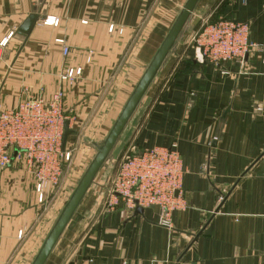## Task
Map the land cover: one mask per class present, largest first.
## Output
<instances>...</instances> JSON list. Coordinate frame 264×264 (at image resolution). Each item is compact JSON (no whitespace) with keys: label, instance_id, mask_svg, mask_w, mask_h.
<instances>
[{"label":"crops","instance_id":"0c3cea01","mask_svg":"<svg viewBox=\"0 0 264 264\" xmlns=\"http://www.w3.org/2000/svg\"><path fill=\"white\" fill-rule=\"evenodd\" d=\"M185 1L0 0V109L24 96L49 100L62 88L74 117L63 145L92 148L80 156L86 163L71 188L65 183L61 197L51 193L44 204L23 161L0 167V264L32 263L94 156L93 143L109 132ZM31 13L39 18L22 37ZM53 17L58 25L46 23ZM220 19L249 24L257 48L244 61H207L194 44L207 21ZM78 67L73 81L61 79ZM172 143L183 161L185 204L172 227L159 223L157 207L130 210L122 199L110 207L106 180L124 153ZM110 166L46 264H264V0L199 1Z\"/></svg>","mask_w":264,"mask_h":264},{"label":"built area","instance_id":"2783aa9c","mask_svg":"<svg viewBox=\"0 0 264 264\" xmlns=\"http://www.w3.org/2000/svg\"><path fill=\"white\" fill-rule=\"evenodd\" d=\"M46 23L58 25L59 18H48ZM109 30L112 31L113 26ZM58 42L63 43V53L68 54L69 47L63 40ZM193 42L207 61L217 64L228 60L242 62L257 48L250 39L249 24L229 19L207 21L193 37ZM5 43L3 40L0 45ZM81 74V67L70 68L61 79L73 81ZM64 96L60 88L49 100L40 95L24 96L14 107L0 109V167L15 160L23 161L33 174L41 204L60 186L64 165L73 157L72 148L63 145L65 123L74 119L64 108ZM183 174L177 143L144 150L133 146L116 163L108 184V204L114 208L122 199L130 210L157 207L159 223L172 227L173 213L185 207ZM222 199L220 196L219 200Z\"/></svg>","mask_w":264,"mask_h":264},{"label":"water","instance_id":"95a60500","mask_svg":"<svg viewBox=\"0 0 264 264\" xmlns=\"http://www.w3.org/2000/svg\"><path fill=\"white\" fill-rule=\"evenodd\" d=\"M199 1L186 0L184 2L109 132L100 142L93 143L95 147L94 156L82 173L31 264H46L79 205L90 188L96 183L99 173L109 165V161L112 162L113 153L118 141L137 111L149 87L177 45ZM38 18L39 15L37 13L28 15L19 27L18 34L22 37L29 36ZM71 132L68 128V123H66L63 144L66 143L67 136Z\"/></svg>","mask_w":264,"mask_h":264},{"label":"rangeland","instance_id":"374dc122","mask_svg":"<svg viewBox=\"0 0 264 264\" xmlns=\"http://www.w3.org/2000/svg\"><path fill=\"white\" fill-rule=\"evenodd\" d=\"M72 150H73V157H72V159H71V161L69 163L64 165L65 167H64L63 177L61 179V184H60V186L58 188L54 189L51 192V193H54L53 195H56L58 197H61V194H62L61 192L63 191V186L65 185V183H67V185L70 184V188H71V183H73V182H75L77 180V177L80 174V171L83 169V167H84V165L86 163L85 161H83V156L82 157H80V156L83 155V153H85L86 150L88 152V155L91 154L92 148H91V144L89 142L88 143H84V144L81 143L80 146H79V143H77L72 148ZM87 158H89V156H87ZM115 161H116V159H115ZM115 161H114V163H115ZM108 164L111 165L110 167H112V162L109 161ZM74 172H76V173H74ZM110 179H112V178L111 177L108 178L106 183H108L110 181ZM104 195H105V193L103 192L102 195H101L102 198L105 197Z\"/></svg>","mask_w":264,"mask_h":264}]
</instances>
